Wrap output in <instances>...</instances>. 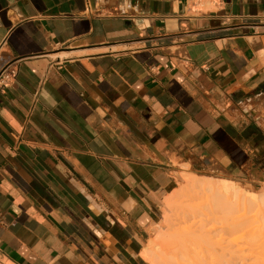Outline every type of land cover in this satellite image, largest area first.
Listing matches in <instances>:
<instances>
[{
  "label": "crops",
  "instance_id": "crops-1",
  "mask_svg": "<svg viewBox=\"0 0 264 264\" xmlns=\"http://www.w3.org/2000/svg\"><path fill=\"white\" fill-rule=\"evenodd\" d=\"M5 68L0 264H150L183 169L264 183V0H0Z\"/></svg>",
  "mask_w": 264,
  "mask_h": 264
},
{
  "label": "bare ground",
  "instance_id": "bare-ground-1",
  "mask_svg": "<svg viewBox=\"0 0 264 264\" xmlns=\"http://www.w3.org/2000/svg\"><path fill=\"white\" fill-rule=\"evenodd\" d=\"M183 180L189 188V196H192L194 201L190 205V209H192L191 214H193V217L190 219L191 225L188 226L186 223L187 226L181 231L182 234L180 235L181 239L179 238L180 242L178 241L179 244H176V240L180 232L178 233L177 229L170 228L162 231L160 236L150 243V248L159 245L167 251L170 247L180 246L185 251L186 256L192 255L194 256L193 258L198 259H205L207 257L225 259L228 257L226 260V263L228 262L227 264H243L246 259L242 261L240 257L242 254L239 255L241 253L240 250L239 253L232 250L229 238L237 233H234L233 229H239L236 231L242 237H244V234L246 235L248 230L244 233V230L240 228L242 225H239L238 221L243 220L247 214L255 212V214L259 213L264 215V191L258 195L254 193L246 195L229 180L200 177L194 174L184 176ZM172 204V197L166 199V212L171 208ZM206 210L209 211L210 215L204 214ZM214 212L216 213L214 214ZM192 219L193 221H191ZM167 220L168 217L165 219L166 224ZM167 226L169 225L167 224ZM184 251H182L183 254ZM150 253L144 255V258L150 264H160L158 262L155 263L157 256H150ZM198 262L195 264H200V261ZM167 263L179 264L174 260H168Z\"/></svg>",
  "mask_w": 264,
  "mask_h": 264
},
{
  "label": "rangeland",
  "instance_id": "rangeland-1",
  "mask_svg": "<svg viewBox=\"0 0 264 264\" xmlns=\"http://www.w3.org/2000/svg\"><path fill=\"white\" fill-rule=\"evenodd\" d=\"M189 174H194L196 176L200 177H207V178H215L219 180H229L233 182L242 193H245L246 195H249V193L254 194H261L262 191H264V183L258 184V185H251L247 182H241L240 180H237L232 177L223 176L214 172H202V171H192L183 169L178 175H177V184L176 189L173 190L171 193L167 194L162 202V214H163V221H164V229L165 231L173 228L177 229L179 234L178 239L176 240V244H179L181 239V231L184 229V227L191 225L190 219L193 217V214H191L190 205L193 204V197L189 196V188L186 186L183 177ZM173 199V204L171 208L166 212L165 206H166V199L171 198ZM190 203V204H189ZM214 209V208H213ZM212 209V210H213ZM168 213V214H167ZM216 212H214L215 214ZM204 214H209V211H204ZM168 215V216H166ZM195 216V215H194ZM168 217L167 226L165 219ZM193 221V219L191 220ZM239 225H242L240 227L242 230H244V233L246 232V235L244 234V237L241 236V234L236 231L239 229H233L234 233L237 232L235 235H232L233 237L229 238V241H231L232 250L235 252L237 251L239 253V250L242 254L241 259L244 261L243 264H261L264 263V215L262 214H247L243 220L238 221ZM187 223V224H186ZM160 228H163L162 221L158 226L156 227L155 233L151 232L150 238L151 240L157 239ZM249 236H248V235ZM247 236V238H246ZM255 237V238H254ZM180 238V239H179ZM179 241V242H178ZM262 241V242H261ZM249 244V245H248ZM238 245V246H237ZM254 245V247H253ZM261 245V246H260ZM240 246V247H239ZM152 248V247H151ZM180 246H173L167 249H164L157 245V247H154L150 250V256H157L155 259V263L160 264H166V262L169 260L177 261L179 264H195L196 262L200 261V264H227L226 260L228 257L224 258H212L207 257L205 259L201 258H193L194 256H186L185 251L180 249ZM242 249V251H241ZM246 249V250H245ZM245 250V251H243ZM184 251V254L183 252ZM243 252V253H242ZM246 254V255H245ZM171 255V257H170ZM185 257H183V256ZM236 255V254H234ZM245 255L244 259L243 256ZM187 259V260H186ZM193 259V260H192ZM224 259V260H222ZM221 260V261H219ZM236 262V261H235ZM199 263V262H198ZM168 264V263H167Z\"/></svg>",
  "mask_w": 264,
  "mask_h": 264
},
{
  "label": "built area",
  "instance_id": "built-area-1",
  "mask_svg": "<svg viewBox=\"0 0 264 264\" xmlns=\"http://www.w3.org/2000/svg\"><path fill=\"white\" fill-rule=\"evenodd\" d=\"M15 77V71L10 68H5L0 72V87L7 84L11 79Z\"/></svg>",
  "mask_w": 264,
  "mask_h": 264
}]
</instances>
